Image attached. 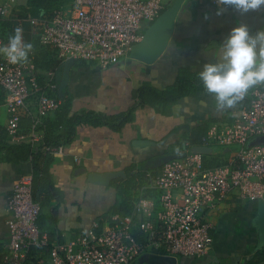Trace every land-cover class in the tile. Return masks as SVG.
I'll return each mask as SVG.
<instances>
[{"label":"crops","instance_id":"obj_1","mask_svg":"<svg viewBox=\"0 0 264 264\" xmlns=\"http://www.w3.org/2000/svg\"><path fill=\"white\" fill-rule=\"evenodd\" d=\"M218 1L215 4L212 0H162L161 17L177 7L171 33L154 55L147 53L145 38L158 22L143 23L140 40L127 55L107 68L84 61L68 62L67 67H63L59 62L58 69L67 70V80L64 85L60 84L59 96L62 101L69 99L70 114L91 110L117 122V117L135 104L134 92L144 83L165 90L174 84L181 70L199 73L205 63L214 62L232 27L246 24L253 32L264 29V8L244 14L226 9L218 16L217 9L224 7L221 0ZM0 2H9L12 6L14 0ZM12 11L20 13L18 9ZM12 13L0 25V36L6 44L18 18V14L13 16ZM22 29L25 41L33 44L29 22L24 21ZM59 78L57 76L56 80L60 83ZM4 96L5 91L0 88V142L28 143L36 150L43 135L36 127L43 120L52 119L55 111L35 125L36 103L31 100L28 113L22 114L19 129L12 137L6 133ZM238 107L236 104L219 109L213 94L200 91L167 107L141 104L134 111L133 119L118 130L79 124L69 145L61 146V152H50L52 161L48 172L57 193L36 189L41 207L40 233L50 243H58L89 231L102 232L111 225L112 215L122 213L116 185L144 174L141 185L130 189L132 212L139 197L150 196L143 190L146 173H158L163 161L176 154L185 142L203 153L207 166L226 163L231 149L215 143L204 144L202 139L211 125L219 128L231 125ZM256 142L264 143V140ZM21 175L32 176L31 162H11L1 152L0 264L9 237L7 200ZM203 217L211 224L210 247L203 255L174 256L176 264H244L264 247V201L252 202L233 193L206 210ZM152 256L156 254H144L132 264H148ZM28 264H51L48 249H33Z\"/></svg>","mask_w":264,"mask_h":264},{"label":"built area","instance_id":"obj_2","mask_svg":"<svg viewBox=\"0 0 264 264\" xmlns=\"http://www.w3.org/2000/svg\"><path fill=\"white\" fill-rule=\"evenodd\" d=\"M11 8L0 2V25ZM162 9V0H69L47 14L15 19L14 29L29 22L32 36L55 51L60 63L84 61L107 68L127 55L140 40L141 25L155 22ZM4 45L0 36V47ZM0 88L12 137L31 100L36 103L35 125L62 105L55 72L41 75L29 59L13 64L0 54ZM237 104L232 124L211 125L202 139L230 148L226 163L207 166L203 153L185 142L158 173H146L143 190L150 196L139 197L131 213L112 215L111 225L100 233L50 243L39 231L41 207L32 198L31 175L18 177L7 200L9 237L2 264H28L36 248L48 249L51 264H132L144 254H205L213 241L211 224L203 217L206 210L233 193L264 201V143L255 141L264 136V83L250 88ZM46 149L62 151L61 146Z\"/></svg>","mask_w":264,"mask_h":264},{"label":"trees","instance_id":"obj_3","mask_svg":"<svg viewBox=\"0 0 264 264\" xmlns=\"http://www.w3.org/2000/svg\"><path fill=\"white\" fill-rule=\"evenodd\" d=\"M58 0H27L28 8L23 7L18 13V18L36 17L41 12L47 14L53 2ZM49 9V10H48ZM14 31V30H13ZM14 32L12 33V35ZM29 60L33 62L35 68L44 74L56 72L59 68V61L55 51L43 47L38 40L33 37V48L29 55ZM41 77V76H40ZM207 92L199 79L198 72L181 70L174 84L165 90H158L148 83H144L134 92L135 104L125 113L117 117V122L98 114L94 111H80L70 114L69 99H63L62 105L54 112L52 119H45L37 125V129L42 130V141L40 146L34 150L28 143L9 144L0 142V153L4 152L5 158L11 162L30 161L32 165L31 193L33 200L38 201L36 189L42 191L43 188L56 194L52 176L48 172V167L52 161V155L46 148L67 146L76 136V127L81 123H89L92 126H108L113 130H118L127 122L133 119L134 111L141 105L153 107H167L196 92ZM7 133V130H6ZM144 174L133 176L116 185L117 193L121 197L119 209L122 213H130L132 201L130 189L141 185ZM137 179V180H136ZM38 180V182H36ZM1 259V256H0ZM264 261V247L257 250L254 255L244 264H259Z\"/></svg>","mask_w":264,"mask_h":264},{"label":"clouds","instance_id":"obj_4","mask_svg":"<svg viewBox=\"0 0 264 264\" xmlns=\"http://www.w3.org/2000/svg\"><path fill=\"white\" fill-rule=\"evenodd\" d=\"M221 2L224 7L217 9L218 16L226 9L244 14L264 8V0ZM32 48L33 44L24 39L23 29L16 27L8 43L0 47V54L16 64L26 61ZM198 76L205 90L214 95L217 108L235 106L250 88L264 83V29L253 32L246 24L232 27L222 42L218 58L205 63Z\"/></svg>","mask_w":264,"mask_h":264},{"label":"water","instance_id":"obj_5","mask_svg":"<svg viewBox=\"0 0 264 264\" xmlns=\"http://www.w3.org/2000/svg\"><path fill=\"white\" fill-rule=\"evenodd\" d=\"M177 7V5H176ZM176 7L173 8L171 11L165 13L162 17L160 16L155 22L157 23V26L149 33V35L145 38V49L147 50V53L150 55H154L157 52L161 50L163 45L165 44L166 40L168 39L172 26H173V18L175 14ZM68 62H65L62 64L63 67H67ZM56 77H60V83L59 84V90L61 85H64L67 80V70H61L58 69L55 72ZM61 84V85H60ZM255 140H264V136L255 138ZM201 152V151H200ZM171 158L169 156L166 158L163 162ZM148 264H176V258L174 256H152L149 259Z\"/></svg>","mask_w":264,"mask_h":264},{"label":"rangeland","instance_id":"obj_6","mask_svg":"<svg viewBox=\"0 0 264 264\" xmlns=\"http://www.w3.org/2000/svg\"><path fill=\"white\" fill-rule=\"evenodd\" d=\"M68 1L69 0H58L57 2H53L52 5H51V9L52 8H55L57 6H66L68 4ZM14 10L15 9H18L19 12H22V8L25 7V8H28V4H27V0H14L12 6H11ZM12 9V10H13ZM49 10V9H48ZM17 11V12H18ZM15 14H18V13H12L13 16H15ZM139 260V259H138ZM137 260V262H138Z\"/></svg>","mask_w":264,"mask_h":264}]
</instances>
